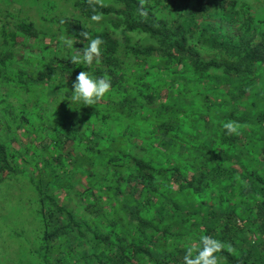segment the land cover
<instances>
[{"label": "trees", "instance_id": "1", "mask_svg": "<svg viewBox=\"0 0 264 264\" xmlns=\"http://www.w3.org/2000/svg\"><path fill=\"white\" fill-rule=\"evenodd\" d=\"M67 1L80 19L43 20L72 49L0 20V199L34 190L44 264H190L205 238L216 264H264V20L238 0ZM85 32L112 84L93 106L69 101Z\"/></svg>", "mask_w": 264, "mask_h": 264}, {"label": "rangeland", "instance_id": "2", "mask_svg": "<svg viewBox=\"0 0 264 264\" xmlns=\"http://www.w3.org/2000/svg\"><path fill=\"white\" fill-rule=\"evenodd\" d=\"M92 1L101 4L109 3L107 0ZM47 2L52 5L46 7ZM238 2L246 4L252 15L264 20V0H238ZM54 14L80 19L72 1L0 0V20H9L12 15L21 20L27 18L36 22L39 29L50 34L56 33L61 40H65L66 38L61 34L62 28L43 20V17ZM111 19L116 20L114 17H106L102 18L100 22L91 23V26L95 29L112 30ZM116 36L121 42H126L129 38V34L125 30L116 31ZM234 86H236L235 83L232 85L225 82L220 85L213 83L212 89L218 92H229L233 88V92L238 94V86ZM257 107L259 106L257 105ZM17 189L16 195H11L7 190L4 192L6 198L0 199V264H15L13 260H17L21 264H44L46 256L40 252L42 233L34 190L22 182ZM10 206L13 207V213L9 216L6 208ZM13 234L16 237H13ZM22 248H27V250L21 251Z\"/></svg>", "mask_w": 264, "mask_h": 264}, {"label": "clouds", "instance_id": "3", "mask_svg": "<svg viewBox=\"0 0 264 264\" xmlns=\"http://www.w3.org/2000/svg\"><path fill=\"white\" fill-rule=\"evenodd\" d=\"M90 19L93 22H100L102 17L99 14H93ZM83 37L87 43L83 48L82 54L72 55L69 59L73 64L83 65L88 70L80 72L76 77V81L73 83L74 91H71L72 95L69 101L72 103L79 101L82 102L84 106H93L110 92L112 84L105 76H96L90 71L94 61L99 63L104 40L100 36L89 38L87 32L83 34ZM75 43L76 41L74 42L72 39H66L64 41L68 49L75 47ZM224 128L229 135L236 131L232 122L226 123ZM202 243V250L190 264H201V262L202 264H216V258L212 256L211 253L219 248V244L208 238H205Z\"/></svg>", "mask_w": 264, "mask_h": 264}]
</instances>
